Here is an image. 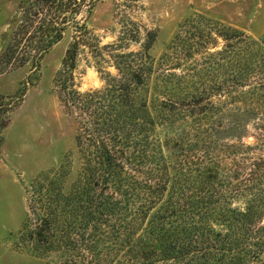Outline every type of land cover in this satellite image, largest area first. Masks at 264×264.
I'll list each match as a JSON object with an SVG mask.
<instances>
[{"label": "trees", "instance_id": "trees-1", "mask_svg": "<svg viewBox=\"0 0 264 264\" xmlns=\"http://www.w3.org/2000/svg\"><path fill=\"white\" fill-rule=\"evenodd\" d=\"M97 0H22L0 71L29 65L25 86L67 29L56 76L75 123L67 156L26 190L19 233L61 264H256L264 256V39L196 15L156 61L138 31L92 45L78 17ZM221 47L217 49L219 45ZM110 64L80 92V49ZM100 66V63L96 62ZM252 120V123H248ZM251 127L253 133L248 132ZM251 137L252 144L245 139Z\"/></svg>", "mask_w": 264, "mask_h": 264}, {"label": "rangeland", "instance_id": "rangeland-1", "mask_svg": "<svg viewBox=\"0 0 264 264\" xmlns=\"http://www.w3.org/2000/svg\"><path fill=\"white\" fill-rule=\"evenodd\" d=\"M21 1L0 0V52L9 43ZM196 15L256 40L264 39V0H97L93 9L83 10L77 20L91 33L92 45L98 43L99 47L115 43L125 29L138 31L137 42L127 44L129 51L137 52L149 44L147 33L154 32L156 39L149 53L158 61L179 27ZM72 42L69 28L44 56L39 71L31 75L30 86H25L32 72L29 65L0 71V264L62 262L57 253L34 250L19 233L27 218L29 185L58 169L67 156L72 161L69 181L77 173L76 127L56 87V76ZM92 56L88 49L78 52L74 78L80 92L101 88L103 74L99 71L115 75L110 64ZM248 132L253 133L251 127ZM245 143L252 144V138ZM256 264H264V256Z\"/></svg>", "mask_w": 264, "mask_h": 264}]
</instances>
